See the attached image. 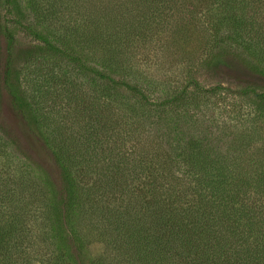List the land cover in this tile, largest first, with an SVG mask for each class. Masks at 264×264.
Listing matches in <instances>:
<instances>
[{"label":"trees","instance_id":"obj_1","mask_svg":"<svg viewBox=\"0 0 264 264\" xmlns=\"http://www.w3.org/2000/svg\"><path fill=\"white\" fill-rule=\"evenodd\" d=\"M4 94L61 181L0 127V264H264V0H0Z\"/></svg>","mask_w":264,"mask_h":264},{"label":"rangeland","instance_id":"obj_2","mask_svg":"<svg viewBox=\"0 0 264 264\" xmlns=\"http://www.w3.org/2000/svg\"><path fill=\"white\" fill-rule=\"evenodd\" d=\"M32 41L31 36H24L23 34L19 35V42L16 45L17 49L21 50L26 48L29 42ZM157 68V65L154 66ZM165 71L157 72V78H165L166 81H169V84H173L176 81L184 79V75L186 71L183 67H175L172 65H165ZM71 75H74L73 72ZM199 78L204 86L215 85L218 82H224L223 84H227L230 86H235L237 84V79L246 78L245 75L239 74L236 72L224 74V75H215L212 73H208L205 70L201 71ZM225 78V79H224ZM233 80V81H232ZM218 100V99H215ZM226 99L219 100L218 108L213 110L214 104L211 107L208 115H205L206 120L215 122L219 124V127L226 129L224 126L227 124L224 123H234L232 122V118L236 117L235 112H229L226 107ZM64 105H61V110L64 109ZM60 108V105L58 106ZM64 111V110H62ZM0 127L4 128L10 134V138L16 141L15 148L18 150L17 152H21L25 156H29L32 160L40 163L44 168H46L49 173L52 175L53 179L59 184L61 181L60 177V169L50 153L42 146V144L34 137L28 129H26L23 120L20 115L14 110L12 107L10 100L6 94H4L1 104H0ZM11 157H13V150H8ZM17 156V154L15 153ZM24 157V156H23ZM19 155V158H23ZM13 164L16 168H24L22 165L17 166L18 164H22V162L18 158L12 159ZM91 251L93 255H99L103 251V246L100 243H94L91 246Z\"/></svg>","mask_w":264,"mask_h":264}]
</instances>
